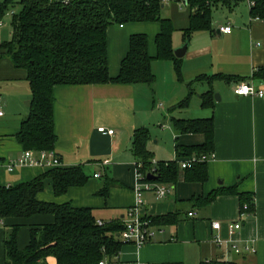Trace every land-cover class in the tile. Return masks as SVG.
<instances>
[{"label":"crops","instance_id":"obj_1","mask_svg":"<svg viewBox=\"0 0 264 264\" xmlns=\"http://www.w3.org/2000/svg\"><path fill=\"white\" fill-rule=\"evenodd\" d=\"M7 13L9 12H5L0 20V32ZM12 14L13 12L10 13L7 22L10 25L9 37H11ZM128 26H130L129 29H127ZM219 26H231L232 32L228 35L219 34ZM159 29L158 23H135L109 27L107 30L109 76L115 78L118 75L120 62L128 52L129 38L134 34L147 36L148 54L155 57L154 39ZM194 35L196 37L192 38V45L189 42L186 55L182 59L181 82L186 84L185 88L189 91L183 101L187 98L190 100L195 95V105L193 111L189 112L185 118L176 117L174 108L168 115L171 118L170 121L172 119L191 120L198 117L213 119L214 152L207 162V181L203 184L187 182L184 172L179 167L174 184H160L170 189L165 198L159 200L153 193L152 195L143 194L144 205L141 214L152 217L177 214L178 222L164 226L163 234L157 235L155 240L140 249L130 244L123 245L114 258L106 259L100 264H134L136 262L201 264L210 261L264 264V98H238L232 91L238 81L245 82L251 79L257 69L264 67V21L249 19L247 22L233 24L229 21L215 27L212 33L200 32ZM9 40L10 38L7 41ZM7 41L0 39V43ZM157 62L161 61L156 60L152 63V71L154 66L157 69L156 64H159ZM171 72L153 73L154 81L151 85L106 84L54 87L53 115L57 137L54 152L60 160V167L83 166L85 168L86 165L95 164V168L97 166L104 169L108 167L109 160L116 153L119 154L118 157H127L130 154L133 156L131 151L133 132L143 127L142 122L139 119L138 122L130 120L112 135L104 134L103 123L99 117L102 109L105 103H124L133 108L137 107L139 86L153 87L157 85L161 77L169 83H175L174 75L177 79L176 74ZM253 81L264 89V81ZM221 83L225 87L216 90L214 86ZM194 84H199L201 87L198 93L191 89ZM183 90L180 85L178 92L183 94ZM209 91L213 95L212 104L210 107H201V95ZM216 92L218 95L215 94ZM154 95L157 96L155 91ZM214 96H218V101L214 100ZM0 98L3 112L4 109L10 110L11 115L15 117L12 128L9 120L4 121L0 127V186H16L33 180L45 169L16 168L13 172H8L6 169L7 163L21 156L23 152L16 142L15 135L19 131L21 122L28 115L31 98L26 73L23 70L14 69L6 57L0 58ZM184 106L177 103V109H182ZM4 117L5 112L0 119ZM170 127L174 149L177 144L195 146L204 142L203 135L177 136L172 124ZM85 151L88 153L86 157L93 159L87 164L84 163L83 158ZM150 153L152 154L151 151ZM133 158L135 159L134 156ZM174 158H176L175 150L173 157L163 161H171ZM100 172V170H93L92 177L98 174L99 177L94 179L101 178ZM107 179L116 183L110 191L124 187L117 180L106 178L105 181ZM103 185L104 182L100 190ZM234 186H237L239 193L250 195L253 212L241 214L237 196H219L208 206L198 205L193 200L200 196L205 197L214 190ZM109 193L103 197L105 200L108 199ZM67 195L68 193L63 197L55 198L52 191L47 189L40 195V199L62 204L71 202ZM132 206L124 207V213H108V216L112 217L109 220L95 218L104 223L122 221L126 210ZM109 208L105 205L102 210L109 212ZM188 213H193V216L189 217ZM115 214L118 217L115 218ZM50 223L49 217L39 216L24 221L21 229L25 228V230H20L17 237L18 247L23 249L28 244L32 227ZM213 223H218L219 229L214 230ZM234 223H240V229L230 233L229 225ZM5 235L6 228L0 225L1 264L4 262ZM216 239L219 243L215 241ZM232 246H236L240 253H235ZM246 247L254 250V253L246 252ZM49 262L55 264L53 258H49L48 264Z\"/></svg>","mask_w":264,"mask_h":264},{"label":"trees","instance_id":"obj_2","mask_svg":"<svg viewBox=\"0 0 264 264\" xmlns=\"http://www.w3.org/2000/svg\"><path fill=\"white\" fill-rule=\"evenodd\" d=\"M243 1L184 0L187 25L181 29L183 44H189L196 33L213 32V7L221 5L231 9ZM252 1L250 19L264 21V0ZM7 8V4H0V20ZM163 8L162 0H68L67 3L64 0H20V10L11 17L10 40L0 43V58H8L14 69L26 73L30 89L28 115L15 135L23 151H54L57 137L53 90L56 86L151 85L154 81L152 63L156 60L173 62L176 77L181 81L182 59L174 56L171 44L175 24L172 19L161 18ZM135 23L159 24L154 39L156 56L148 54L147 36L134 34L129 38L128 52L120 62L118 75L111 78L107 30L114 25ZM249 80L264 81V67L257 69ZM188 100L180 105H186ZM212 101L211 91L201 95V107H210ZM171 124L177 136L203 135L204 142L195 146L177 144L175 160L152 165V154L148 150L149 130L138 128L134 130L131 142L136 165H141L140 172L153 168L157 179L149 182L174 184L179 159L195 157L199 161L182 171L187 182L203 184L207 181V162L214 152L213 119H172ZM204 157L207 160L200 161ZM89 179L83 166L58 167L46 169L26 183L0 186V225L6 228L3 264H48L49 258H53L55 264H100L114 258L125 245L117 238L123 230L122 221L107 222L100 227L92 208L40 199L47 189L55 198L63 197L72 188L84 187ZM114 186L116 183L107 179L98 194L106 197ZM219 196H237L240 213L253 212L250 195L239 193L237 186L220 188L193 200L198 205L208 206ZM40 215L52 216L53 221L32 227L27 246L20 249L17 237L23 222ZM148 219L152 225L163 228L178 222V215L148 216ZM201 264L235 263L210 261Z\"/></svg>","mask_w":264,"mask_h":264},{"label":"rangeland","instance_id":"obj_3","mask_svg":"<svg viewBox=\"0 0 264 264\" xmlns=\"http://www.w3.org/2000/svg\"><path fill=\"white\" fill-rule=\"evenodd\" d=\"M0 4H7L8 8L6 12L7 18L3 21V27L0 32V39L2 41H7L10 32V25L7 23L10 18V13H17L20 10V0H0ZM161 18L172 19L175 24V31L172 34L171 44L173 49L179 48L183 45V39L181 34V29L186 27L187 25V14L186 9L184 7H180L177 5L175 0H170L168 3L164 4V8L161 11ZM249 7L248 3L244 0L239 3L237 6L228 9L227 7L218 5L212 8V27L213 29L220 24L228 23L230 21L231 24L234 22H247L249 21ZM143 25V24H137ZM147 25V24H145ZM118 26V25H117ZM235 26V25H234ZM128 26L127 29H129ZM138 27V26H137ZM216 35V34H214ZM194 36L192 38L194 39ZM3 37V38H2ZM196 37V36H195ZM190 41L192 45L193 41ZM157 69L153 68L152 73H175L173 62L169 61H161L157 62ZM174 75V74H173ZM163 77L160 78L159 82L155 86L145 87L139 86L138 90V104L137 107H131L128 105H124V103H105L106 105L102 109L100 117V121L103 123L102 126L105 132L108 130L112 132H117L121 127L125 126L130 120H140L142 122V126L149 130V134L152 137L151 142L149 143V150L152 152V165H155L156 162L169 160L174 155V139L170 133V117L169 111L173 108L176 109L174 111L176 117L185 118L188 116L189 112L193 111L194 102L196 96L194 95L192 99L188 100L187 104L182 109H177V103L179 104L188 96V89L185 88L186 84L181 82L180 80L175 78L174 82H168ZM176 80V81H175ZM179 83V84H178ZM183 87V94L179 91V87ZM225 87L223 83L216 84L214 88L216 90L222 89ZM201 87L199 84H194L191 86V89L196 93ZM144 89V90H143ZM157 93V96L154 95ZM215 94L218 95L216 92ZM183 96V97H182ZM154 99V100H153ZM176 100H178L176 102ZM155 101V105L153 103ZM162 108H161V106ZM160 109V110H158ZM198 111V110H197ZM5 117L0 119V127L4 121L9 120V125L13 127V120L15 117L11 115L10 110L4 109ZM3 112V113H4ZM193 116V115H192ZM200 116V114H199ZM196 119H205L204 117H198ZM162 126V127H161ZM156 142V143H155ZM88 153L86 151L83 153L84 163L91 162L93 159H88ZM129 155V152H128ZM109 160V164L107 168L100 169L95 164L86 165L84 171L86 175L90 177L89 181L84 187L80 188H72L68 191V199L71 200V203L74 207H91L93 210V214L95 217L99 219L109 220L112 217L108 216V213L115 212L119 214V212H123L124 207H128L129 205H134V192L133 187L136 183V161L133 156L130 154L127 157H118L119 154L116 153L112 155ZM109 158V157H108ZM174 158L173 160H175ZM85 166V165H84ZM153 167V166H152ZM93 170H100L101 178L94 179L92 177ZM142 174L146 177L147 174L153 175V168L151 171L142 172ZM106 178H112L114 180L119 181L123 184L122 189L112 190L109 193V197L105 200L98 193L100 188L105 181ZM160 185V184H157ZM149 193L148 195H152L153 191H144L143 194ZM142 194V196H143ZM154 194V193H153ZM155 195V194H154ZM156 198V197H155ZM134 202V203H133ZM108 206L109 212H103L102 208ZM124 213V212H123ZM115 214V218L118 217ZM124 215V214H123ZM39 217H49L52 222V216H43ZM126 220V217L124 216ZM25 230V228H22ZM20 229V230H22ZM30 239V234L29 237ZM28 239V241H29ZM27 246V245H26ZM25 246V247H26ZM24 247V248H25ZM1 264V263H0ZM50 264V262H49Z\"/></svg>","mask_w":264,"mask_h":264},{"label":"built area","instance_id":"obj_4","mask_svg":"<svg viewBox=\"0 0 264 264\" xmlns=\"http://www.w3.org/2000/svg\"><path fill=\"white\" fill-rule=\"evenodd\" d=\"M163 4L168 3L170 0H162ZM177 5L183 7L184 0H175ZM248 3V7L251 8L254 6L252 0H245ZM68 0H64V3H67ZM219 34L228 35L232 32L231 26H219ZM233 94L236 97H250V98H264V89L259 85H256L254 81L249 80L245 82L238 83L232 88ZM1 98H0V117L3 116ZM102 131V130H101ZM103 132V131H102ZM104 134L112 135V131L104 132ZM207 158H202L200 161H206ZM199 160L195 157L190 159H183L178 162L180 169H189L194 166ZM61 166L60 160L57 154L54 151H23L21 156L11 159L7 163V171L13 172L16 168H42V169H51L58 168ZM136 183L133 187V192L135 195V204L128 208L125 213L126 220L123 218L122 225L123 230L117 235V238L123 244L133 245L136 248L140 249L145 244H148L155 240L157 235L163 234L164 230L162 227H157L151 224L150 219L147 215L141 214L143 208V199L142 194L144 191H153L156 199L165 198L170 189L163 185H157L155 183L146 181V177L140 172L141 165H136ZM99 175H94V178H98ZM189 217L193 216V213H188ZM97 224L102 227L104 222L97 221ZM212 228L214 230L219 229L218 223H213ZM240 229V223H234L229 225L230 233ZM219 243V240H215ZM232 250L235 253H240V250L236 246H232ZM246 252L254 253V250L245 248ZM134 264H142L136 262Z\"/></svg>","mask_w":264,"mask_h":264},{"label":"water","instance_id":"obj_5","mask_svg":"<svg viewBox=\"0 0 264 264\" xmlns=\"http://www.w3.org/2000/svg\"><path fill=\"white\" fill-rule=\"evenodd\" d=\"M162 7H163V5H162ZM187 48H188V44L185 43L182 46H180L179 48L174 49V56L177 59H183L184 56L186 55ZM214 100L218 101V96H214ZM146 179L148 181H155L157 179V177L152 175V174H147Z\"/></svg>","mask_w":264,"mask_h":264}]
</instances>
